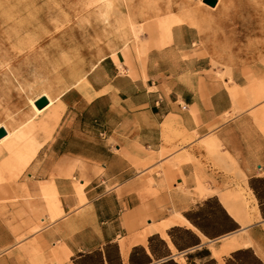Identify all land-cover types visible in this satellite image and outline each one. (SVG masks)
I'll use <instances>...</instances> for the list:
<instances>
[{
	"label": "crops",
	"instance_id": "1",
	"mask_svg": "<svg viewBox=\"0 0 264 264\" xmlns=\"http://www.w3.org/2000/svg\"><path fill=\"white\" fill-rule=\"evenodd\" d=\"M170 31L104 55L36 115L41 146L0 194V264H264V58H211L239 50L233 30L228 46ZM243 49L264 50V26Z\"/></svg>",
	"mask_w": 264,
	"mask_h": 264
},
{
	"label": "rangeland",
	"instance_id": "2",
	"mask_svg": "<svg viewBox=\"0 0 264 264\" xmlns=\"http://www.w3.org/2000/svg\"><path fill=\"white\" fill-rule=\"evenodd\" d=\"M109 1L111 7L103 0H0V124L6 125L10 131L21 128L32 118L30 99L44 92L54 99L79 81L104 55L129 42H139L146 32L159 30L155 17L167 13L176 15L180 10L192 11L197 16L195 24L184 23L198 30L206 26L213 34L220 32L223 39L219 41L227 46L232 42L224 37L229 36L232 30L236 31L239 50H213L209 54L211 58H264V50L243 49L247 46L248 37L264 26V23L248 21L256 18L257 14H264L254 0H241L242 5L224 6L219 12L207 5L205 7L200 3L203 0ZM116 11L118 13L115 14ZM212 13L238 15L242 21L217 23L213 21L214 17H207ZM127 15L136 27L143 30L138 39L129 26L118 23ZM204 20L208 22H202ZM161 35L166 36L164 33ZM256 69L264 71L262 67ZM61 106L57 101L52 113ZM32 123L36 125L32 137L39 149L41 145L35 140V135L43 126L36 119ZM2 163L3 158L0 159V194H5L8 186L19 176L11 181ZM2 199L7 200V196L3 195Z\"/></svg>",
	"mask_w": 264,
	"mask_h": 264
},
{
	"label": "bare ground",
	"instance_id": "3",
	"mask_svg": "<svg viewBox=\"0 0 264 264\" xmlns=\"http://www.w3.org/2000/svg\"><path fill=\"white\" fill-rule=\"evenodd\" d=\"M103 1L107 2L108 6L111 7V3H110L109 0H103ZM200 3L204 4V2H202V1ZM124 4H125V1H124ZM205 7H206V5H205ZM207 7H209V6H207ZM125 8H126V6H125ZM211 9L214 10V8H211ZM113 13H114V11H113ZM116 13H118V12L116 11L115 14ZM155 18H156V21H157V28L159 29L161 34L164 33V34H166V36L169 34V31H170V28L172 27V25H177V24H181V23H184V22H188V23H191V24L194 25L195 21L197 20V16L192 11H186V10H180V11H178V13L176 15L173 14V13H167V14H165L163 16H156ZM118 23H119L120 26H129V28L131 29L132 34L135 37V39H138L139 36L143 32V30L141 28L135 26L133 20L128 15H127L126 18H120ZM123 32H125V31L123 30ZM118 33H119V31H118ZM125 35L127 36L126 33H125ZM136 42H135V44H136ZM137 50H139V49H137ZM126 52H127V50H126ZM246 88H247V86H246ZM242 90H244V89H241V91ZM255 91H256L255 93H256L257 98H259L262 94H264V88H262L261 86H257L255 88ZM241 93H242V95H244L243 92H241ZM41 97H45L48 100V105L45 108H43L42 110H38L35 107V102L37 100H39ZM54 101H59V99L58 98L51 99L49 97V95L44 92L42 95L37 96L36 98L29 100V105H30L31 110L34 112V116L30 120H28L26 123H24L21 128H17V129H14V130L10 131L6 125L0 124V129H4L6 131V133H7L6 136H4L2 139H0V159L3 158V163H2L3 170L7 171L9 173L11 181H13L18 176H20V174L24 171V169L30 163L32 158H34L35 154H37L38 145L33 140V137H32V133H33V130L35 129L36 125L33 124L32 122L34 121V119L37 118L36 115H38V114L42 115V112H44L47 108H49L52 105H54ZM253 101H254V99H253ZM53 117L55 119L56 115H54ZM50 187L45 191V198L47 199V201H48L50 206H57L54 189L50 188ZM233 196H231V197H233ZM248 203H249V201H248ZM248 203L246 204L247 206H248ZM251 210H252V208H251ZM243 212H244V210H243ZM247 214L248 213H246V215ZM240 215H242V214H240ZM248 219H249V217H248Z\"/></svg>",
	"mask_w": 264,
	"mask_h": 264
},
{
	"label": "water",
	"instance_id": "4",
	"mask_svg": "<svg viewBox=\"0 0 264 264\" xmlns=\"http://www.w3.org/2000/svg\"><path fill=\"white\" fill-rule=\"evenodd\" d=\"M204 4L209 6L210 8H215L217 5V0H203ZM48 105V100L45 97H41L39 100L35 102V107L38 110H42ZM6 131L4 129H0V139L6 136Z\"/></svg>",
	"mask_w": 264,
	"mask_h": 264
}]
</instances>
